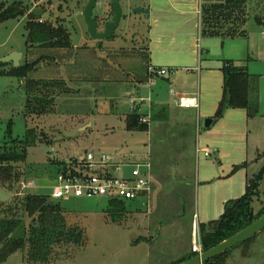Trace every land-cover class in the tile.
<instances>
[{
  "label": "rangeland",
  "instance_id": "1",
  "mask_svg": "<svg viewBox=\"0 0 264 264\" xmlns=\"http://www.w3.org/2000/svg\"><path fill=\"white\" fill-rule=\"evenodd\" d=\"M143 2L146 1L120 0L124 19L117 30L118 36L100 48L88 40L86 25L82 17H76L72 25L79 34L77 46L69 50L38 48L25 57L27 16L0 22V56L9 51L22 53L24 60L20 61V66L25 60L38 59L36 69L29 73V79L64 80L73 90L71 94L57 98L55 113L42 118H29L24 115L27 99L25 81L17 77L0 75V141L7 139L8 135L12 138L24 139L28 129H35L39 134L36 145L27 151L26 166L33 170L31 180H29L36 182V186L28 191L29 194L51 197L53 189L39 186L36 177L45 175L56 178L59 172L66 169V166L59 163V159L67 160L69 163H78L91 154L94 158L95 173L108 171L115 177L124 178L131 176L132 164L144 163L148 159L152 163L150 132L125 131L124 117L134 107L133 99L137 101L138 106L145 99V103H140L143 104L140 106V111H147L152 101V96L150 98L148 95L153 92L155 98L159 89L158 80L189 73L183 69L170 76L169 74L162 77L150 75L149 69L154 66L150 65L148 55L132 51L134 50L130 47L132 42L139 43L145 40L148 36L149 25H151L147 15L133 14V10L140 8ZM190 2V6L196 10L197 0H190ZM86 3H88L87 0H40L35 5L48 11H54L65 19L72 14L82 12ZM247 5V23L244 27L246 37L234 39L200 37L199 39L197 27L193 32L194 44L199 42L206 51L200 63L202 73L217 76V85H222V73L219 70L222 60H236V65L245 67L257 76L251 79L250 85L256 80L258 91L261 92L257 96L250 88L248 109L226 111V113L230 111L233 114H246L247 130L244 134H239L237 139L224 143V149L220 154L213 150L207 154L197 152V148H202L204 141L201 133L204 134L210 129L205 127L208 118L200 119V124L196 129L197 133L192 136L193 144L192 142L187 144V147L192 145L193 154L189 148L184 150L189 158L182 160L185 163L183 166L194 171L198 180L194 187V213L198 214L200 222L203 223L218 220L222 216L223 200L218 201L217 197L224 184H232L237 188V195H233L234 198L230 200L239 199L245 192L246 179L258 175L264 169V35L262 33L264 30V0H248ZM98 12L103 21L109 18L112 12L109 0L98 2ZM195 18L197 24V15ZM195 60H197V55H195ZM197 66L198 60L195 61V67ZM191 75L195 76V85L198 87V74L193 72ZM177 78L180 79V77ZM150 79L153 82H150ZM142 82L147 84L146 87L137 88ZM172 82L173 85L170 86L165 81L163 91L170 100V105L174 106L167 89L168 87L175 89V83L179 81L176 82L174 79ZM137 93H141V96ZM218 122L219 120L214 124ZM173 132L163 148L165 158L157 167L168 183L167 188L172 184H177L174 186L179 187L183 178V176H177L173 170L174 166H178V160L174 157L177 150L174 145ZM43 134L47 135L48 139L43 138ZM157 150L153 152L156 154ZM167 153L169 156L166 155ZM153 156L157 157V155ZM106 157L108 165L110 161L113 165H122L121 172L116 171L113 166L101 165ZM207 163H215L213 165L215 170H207V177H210L208 180L203 179V169ZM218 169L221 171L228 169L231 174L223 178L226 174L222 173V178H216V173L221 172ZM155 175L156 173L154 178ZM186 179H192V173L188 174ZM176 187L172 188V195H175ZM54 202L61 203L62 207L68 211L70 225L85 231L88 244L73 258L59 257L52 264H152L150 245H152L153 236L168 233L172 226L166 225L167 222H170V225L173 224L171 221L179 223L173 212L176 209L178 211V207H174V210L169 206L159 208L158 213H155L152 202L149 205L148 203L139 205L137 201L127 202L128 212L122 217L110 211V200L106 197H71L68 200ZM260 208L261 201H256L255 211ZM203 212L209 213L205 215ZM158 214H163V218H160ZM179 224L178 229L175 228L170 236L169 244H175L177 241L181 244L184 239L185 224ZM161 225L162 232H159ZM249 247V251L251 248L252 250L264 248V231ZM166 248H168L167 245L159 243L155 250L165 251ZM240 249L242 248H236L232 253L238 254ZM232 253L225 264H233V261L231 262ZM3 264H24L22 254L14 253Z\"/></svg>",
  "mask_w": 264,
  "mask_h": 264
},
{
  "label": "trees",
  "instance_id": "2",
  "mask_svg": "<svg viewBox=\"0 0 264 264\" xmlns=\"http://www.w3.org/2000/svg\"><path fill=\"white\" fill-rule=\"evenodd\" d=\"M31 1L37 3L40 0ZM247 4V0H224L223 3L202 5L201 38L246 37L244 27L247 23ZM25 16H27L25 57L38 48L72 49L71 34L66 28H56L49 20L34 16L23 4L0 5V22ZM38 62V59L25 60L24 64L17 68L11 66L0 71V75L17 77L25 81L27 97L25 117L29 118H40L55 113L57 98L73 92L64 80L29 79V73L36 69ZM7 66L10 65L0 64V68ZM222 73L223 97L214 121L223 118L230 109H248L250 104L251 75L246 69L235 66L233 61H225ZM142 119L143 116L137 110L130 112L126 117V130L149 131L150 124L142 122ZM37 140V130L28 129L24 140L0 145V189L13 193L12 200L3 203L0 208V264L18 252L22 254L24 264H52L59 257L73 258L88 244L85 231L70 225L68 211L61 203L52 201L48 195L26 194L18 187L21 180L27 179L25 168L27 150L36 145ZM262 197L264 198V169L258 175L248 178L246 192L242 197L225 204L220 219L199 225L203 252L216 247L264 216ZM256 201H261V208L258 211L254 209ZM126 203L110 201V211L122 217L128 212ZM255 238L236 248H243L244 256H248L249 245ZM233 250L206 264H225ZM197 255L192 253L187 258L171 264H182Z\"/></svg>",
  "mask_w": 264,
  "mask_h": 264
},
{
  "label": "crops",
  "instance_id": "3",
  "mask_svg": "<svg viewBox=\"0 0 264 264\" xmlns=\"http://www.w3.org/2000/svg\"><path fill=\"white\" fill-rule=\"evenodd\" d=\"M145 1L146 2H143L141 4L142 6L140 8L150 11L149 14H144L147 15L149 17V20L151 21V25H149L147 31L148 36L145 39L147 42L145 40H142L139 43L132 42V44L130 45V47L134 49L132 51L142 55L144 54L148 55L149 58L147 59L150 62V65L154 66L153 68H156L158 70H167V74H169V76L183 69H184L183 71L189 73L188 75H177V76L174 75L175 77L171 76V78L166 80L165 79L158 80L157 84L159 86V89L156 93L155 98L153 92L148 95V97L150 98L152 96L151 99L152 101L149 108H147V111L144 112L140 111V106L143 104L136 106V110H138L137 112H139V114L143 116V119H147L148 117L151 118L149 132L151 135L150 142L152 147L151 167H152L153 184H152V193L150 195V202L153 203L155 209L154 212L158 213L159 208H166L168 206L171 207L172 210L175 209L174 207H178V211L177 209L173 211L175 214L174 216L178 218L177 222L185 224L186 231H185L184 239L182 240L181 244L178 241L175 244L168 243L170 240V236L174 233V229L175 228L178 229V226L180 225L175 221H171V223H173L172 225L169 224L170 222L166 223V225L172 226L171 229L168 231V233L164 235H161L159 233L157 237L153 236L152 245H150L151 259H153L152 264H171L179 260H182L184 258H187L189 255L194 253L193 252V245H194L193 222L196 216H197V220L199 219L198 221L199 225L207 224L211 222V221L207 223L200 222V217L198 216V214L194 213V207H195L194 187L196 186L195 184H197L198 180L194 171L184 168L183 165L185 163L182 160L189 158L187 152L184 151L185 149L189 148L190 151L192 152L191 154H193L192 145L191 147H187V144L189 142H192L193 144L194 139L192 136L195 133H197L196 129L198 128V124H200V119L203 118L205 120L208 118V120L209 119L213 120L217 112L219 103L221 102L223 97L224 80L222 82V85H217V80H218L217 76L214 77L208 76L207 74L202 73L201 71L202 69L200 63L202 61V56L206 51L203 50L199 42H197L196 45L194 44L193 32L197 27L198 38L200 39L202 5L223 3L224 0H197L195 6L196 10L190 6L191 4L190 0H145ZM196 15L198 17L197 24L195 23ZM13 52L15 51H9L1 55L0 58H4ZM195 55H197V60H198L197 67H195V61H197L195 60ZM23 60H24V55L21 62ZM225 61H233L235 66L240 67L239 65H236L235 63L236 60H232V59L222 60L221 62L222 65L219 67L221 73H222L223 63ZM238 63L239 62L237 61V64ZM8 65L10 66L2 68L0 69V71L7 70L11 66H13L12 63H8ZM240 68H245V67H240ZM246 71L251 75V79L257 77L255 74L250 73L247 69ZM193 72L198 74L197 77L198 87H196L195 85V80H194L195 76L191 75ZM155 76L162 77L161 75H156V74ZM177 77H180V79H178ZM174 79H176V82L179 81V83L174 82L176 85L175 89H169V87L167 89V92L170 93V96L173 99L172 103L174 104V106H171L170 100L164 94L163 84L165 83V81H167L170 84V86H172L173 85L172 81ZM222 79H223V73H222ZM149 81L153 82L151 79ZM146 85L147 84L142 82L141 85L137 86V88L140 89L141 86L146 87ZM250 88L252 92L257 96L258 93H261L260 91H258V84L256 83V80H254V84L252 83V85H250ZM171 91H176L179 96L194 97L197 95L199 99L198 107L177 106L175 104V97L171 94ZM137 94L138 96H141V93H137ZM201 97H202V101H201ZM150 98L148 99L149 101ZM144 100L141 101L140 103H145ZM56 111L57 109L55 108V112ZM128 114H126L124 117L125 131H127L126 117ZM24 115H25V108H24ZM214 123L215 121L213 120L212 125L209 127L210 129L204 132V134L201 133L203 136L202 140L204 139V141L202 142V140L201 141L199 140V142H202L203 145L202 148L199 147L197 148V152L200 151V153L202 152L205 154L206 152L213 150L216 151L217 154H220L221 150L224 149L223 148L224 143H228L231 142L233 139H237L239 137V134L241 133L244 134L247 130L246 129L247 124H245L246 114L244 113L233 114V112L229 111L224 115L223 118L219 120V122L216 125ZM172 131H174L173 140H174L175 149L177 150L174 157L178 160V166H174L173 170L177 176L179 177L183 176V178H182V183L179 187H176L177 184H172L169 188H167L168 183L166 179L164 180V178L161 176L157 167L160 164V162H162V160L165 158L163 148L170 140ZM43 136H44L43 138L48 139L47 135L43 134ZM18 140L20 141L24 139L12 138V136L10 137V135H8L7 139L0 141V145L6 144L8 142H15ZM155 149H158L156 154L153 152ZM153 155H157V157H154ZM166 155L169 156V153H167ZM50 163L52 162L50 161ZM59 163L67 167L69 161L67 162V160L59 159ZM205 165L206 166L203 169V179L208 180L210 177H207L208 176L207 170H211V169L215 170V167L213 166L215 165V163H209V164L207 163ZM25 168L28 176L26 180H29L31 178V174L33 170H31V168H28L26 166V163H25ZM218 171H221V169H218ZM155 173L156 175L154 178ZM163 173L164 172L162 171V174ZM191 173H192V179H186V176ZM222 173L226 174L224 175L226 177L223 178H227L228 176H230L229 174H231L227 169L216 173L217 174L216 178H222ZM36 178L37 181L41 178H46L51 181H53L54 179L52 177L45 175L43 176L41 175L40 177H36ZM247 180L248 178L246 179V183H245V192L247 187ZM173 187H176L175 195H172L171 193ZM29 190H27L26 194H29L28 193ZM222 190H221L222 192L221 191L219 192L218 194L219 196L217 198L218 201L223 200L222 204H224L225 206V204L228 202L227 200L232 201L230 200V198H234L232 196L237 195V188L232 184H224ZM8 193L11 194L13 198V193L10 192ZM12 198L9 201H11ZM147 198L148 197L146 196H142L140 199L136 201L138 202L139 205H142L148 203ZM3 203L4 202L0 201V208L2 207L1 205ZM171 212L172 211H170V213ZM208 213L209 212L206 213L203 212V214L205 215H207ZM163 214L161 215L158 214V215L160 216V218H163ZM158 231L162 232V225L159 226ZM159 243H162V245H167L169 249L166 248L165 251L155 250L159 246ZM243 251L244 250L242 248L239 250L238 254L232 253L231 262L233 261V264H264V248L254 249V250H252L251 248L248 256H244ZM229 259L230 257L227 259V261Z\"/></svg>",
  "mask_w": 264,
  "mask_h": 264
},
{
  "label": "built area",
  "instance_id": "4",
  "mask_svg": "<svg viewBox=\"0 0 264 264\" xmlns=\"http://www.w3.org/2000/svg\"><path fill=\"white\" fill-rule=\"evenodd\" d=\"M264 35V30H263ZM150 75L167 74V70H158L156 68L149 69ZM171 94L175 97V104L180 107H198V96L187 97L179 96L176 91H171ZM134 105L131 108L132 112L136 111L137 101L132 100ZM140 105V103H139ZM144 123H151V118L141 120ZM199 151V150H198ZM208 152H206L207 154ZM94 158L91 154H88L80 162L68 163V166L64 171L59 172L55 181V185L52 187L51 200H68L71 197H106L110 201H123L133 202L140 199L142 196L148 197V205L150 204V195L152 193V167L148 159L146 162H137L132 164L133 170L131 176L128 178L115 177L108 173H95L93 164ZM108 163V158L102 161L103 166H113L116 171L121 172L122 165H113L112 161ZM36 186V182L33 181H20L18 187L27 191ZM193 252L197 254L203 253L199 224L197 216L193 222Z\"/></svg>",
  "mask_w": 264,
  "mask_h": 264
},
{
  "label": "water",
  "instance_id": "5",
  "mask_svg": "<svg viewBox=\"0 0 264 264\" xmlns=\"http://www.w3.org/2000/svg\"><path fill=\"white\" fill-rule=\"evenodd\" d=\"M98 1L99 0H88L87 5L84 7V10L77 14V16L82 17L84 23L87 26V33L93 41H109L112 40L117 30L119 29L121 22L123 20L124 12L121 6L120 0H110L112 7V15L108 19L105 24L104 32H98V23L96 22V18L98 15ZM10 3H20L23 4L24 7L28 8L31 11V14L38 18H43L46 20H50L51 22L56 23L54 18L51 17L50 14L44 13V11L37 7L35 3L31 0H0L1 4H10ZM149 10L144 9H134L133 14H149ZM72 18L68 19L65 23L68 26L71 34H72V45H78V36L76 31L73 28L71 23ZM61 25H64L62 23ZM23 58L22 53L13 52L10 55L0 58V64H8L12 63L13 67L17 68L20 66V61ZM213 123L212 119L206 120L205 127L209 128ZM55 181H51L46 178H41L37 181V184L42 187H53L55 185ZM12 198V195L9 194L6 190L0 189V201L7 203ZM264 231V216L253 222L251 225L241 230L237 234L233 235L229 239L223 241L216 247L205 251L201 254H198L194 258L185 261L182 264H206L207 262L214 260L215 258L224 255L225 253L235 249L236 247L252 240L260 233Z\"/></svg>",
  "mask_w": 264,
  "mask_h": 264
},
{
  "label": "flooded vegetation",
  "instance_id": "6",
  "mask_svg": "<svg viewBox=\"0 0 264 264\" xmlns=\"http://www.w3.org/2000/svg\"><path fill=\"white\" fill-rule=\"evenodd\" d=\"M100 1V0H99ZM98 1V2H99ZM87 2H88V0H87ZM109 3L111 4V1L109 0ZM87 4V3H86ZM86 6V5H85ZM42 9V8H41ZM111 9H112V7H111ZM43 10V9H42ZM46 10V11H45ZM45 10H43L44 11V13H48V14H50L51 15V17L52 18H54V20L56 21V23H54V22H51L50 20V22L53 24V26L54 27H56V28H59V27H64V28H66L67 30H68V32L71 34V32H70V30H69V28H68V26H66L65 25V23L67 22V20L68 19H71L72 18V21L76 18V17H79V16H77V14L76 15H70V16H68L67 18H65V19H62L56 12H54V11H51V10H47V9H45ZM84 10V9H83ZM80 13V12H79ZM111 15H112V12H111ZM111 15L109 16V18L111 17ZM124 17V16H123ZM108 18V19H109ZM83 19V18H82ZM108 19L107 20H105V21H103V19L101 18V16L99 15V12H98V15H97V18H96V22L98 23V32L99 33H102V32H104V27H105V24H106V22L108 21ZM124 19V18H123ZM44 20H46V19H44ZM72 21H71V23H72ZM84 21V20H83ZM123 21V20H122ZM62 23H64V25H61ZM86 25V24H85ZM74 28V27H73ZM75 30V29H74ZM76 31V30H75ZM86 33H87V26H86ZM76 34H77V36H79V34H78V32L76 31ZM87 36H88V40H90V41H92V42H94L95 44H96V47L97 48H100V47H102V45L103 44H105V43H107V42H109V41H112V40H115L116 39V37L118 36L117 35V33L115 34V36L113 37V39L112 40H109V41H93L91 38H90V36L88 35V33H87ZM78 40H79V37H78ZM71 41H72V34H71Z\"/></svg>",
  "mask_w": 264,
  "mask_h": 264
}]
</instances>
